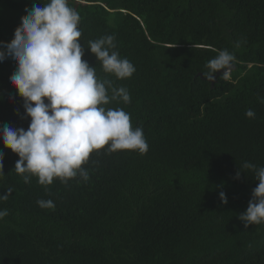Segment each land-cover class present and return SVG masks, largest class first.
I'll list each match as a JSON object with an SVG mask.
<instances>
[{
  "label": "trees",
  "instance_id": "16d2710c",
  "mask_svg": "<svg viewBox=\"0 0 264 264\" xmlns=\"http://www.w3.org/2000/svg\"><path fill=\"white\" fill-rule=\"evenodd\" d=\"M49 0H0V41L10 42L25 9ZM42 4V5H41ZM80 15L82 59L100 80L128 90L122 108L142 128L148 151L94 150L89 180L47 187L14 170L4 146L0 264H264V223L239 219L264 167V0H68ZM114 35L135 67L130 78L103 72L89 41ZM221 50L235 68L211 84L206 64ZM16 69L0 62V128L28 129ZM215 74V73H214ZM111 97V90L108 91ZM47 102V101H46ZM248 109L255 118H247ZM17 111L19 115H17ZM240 172L237 179V173ZM226 196L223 203L220 193ZM38 200H52L41 208Z\"/></svg>",
  "mask_w": 264,
  "mask_h": 264
},
{
  "label": "clouds",
  "instance_id": "9594fccd",
  "mask_svg": "<svg viewBox=\"0 0 264 264\" xmlns=\"http://www.w3.org/2000/svg\"><path fill=\"white\" fill-rule=\"evenodd\" d=\"M25 13L14 38L10 42L0 41V62L11 59L16 65L10 83L23 99L25 113L21 118H30L27 130L7 124L0 128L4 146L19 156L16 173L23 176L25 183L35 176L45 187L56 178L67 183L77 175L86 182L89 172L82 165L94 150L107 146L109 153L133 150L145 154L148 143L143 129L132 128L130 114L122 108L103 107L110 99L129 103L131 97L126 88L113 87L109 79H98L95 67L82 59L80 15L69 7L68 0H49L42 6L33 4ZM87 48L103 72L117 79L130 78L136 70L115 50L114 35L89 41ZM234 62V54L221 50L206 64L203 75L212 82L213 74L223 70L221 77L228 80ZM260 102L264 103V98ZM245 115L255 118L252 109ZM3 160L4 153L0 151V177L5 175ZM243 167L253 169L259 182L252 190L247 210L239 216L247 228L264 223V167L256 169L251 163ZM239 175L240 172L237 179ZM11 194L12 189H7L0 195V201H6ZM220 198L227 203L223 192ZM37 204L41 208L55 207L52 200H38ZM7 215V209L0 210V220Z\"/></svg>",
  "mask_w": 264,
  "mask_h": 264
},
{
  "label": "water",
  "instance_id": "95a60500",
  "mask_svg": "<svg viewBox=\"0 0 264 264\" xmlns=\"http://www.w3.org/2000/svg\"><path fill=\"white\" fill-rule=\"evenodd\" d=\"M234 68H235V66L233 67V69H234ZM220 73H223V70H220V71L216 72L215 74H213V75L215 76V80H216V76H217L218 74H220ZM215 80H214V81H215ZM214 81H212L211 84H213Z\"/></svg>",
  "mask_w": 264,
  "mask_h": 264
}]
</instances>
